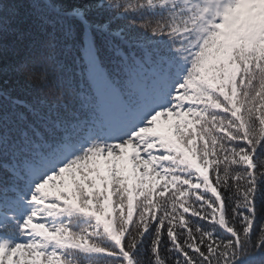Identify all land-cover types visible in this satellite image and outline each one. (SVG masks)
Segmentation results:
<instances>
[{
  "label": "snow or ice",
  "instance_id": "obj_1",
  "mask_svg": "<svg viewBox=\"0 0 264 264\" xmlns=\"http://www.w3.org/2000/svg\"><path fill=\"white\" fill-rule=\"evenodd\" d=\"M0 264H264V0H0Z\"/></svg>",
  "mask_w": 264,
  "mask_h": 264
}]
</instances>
